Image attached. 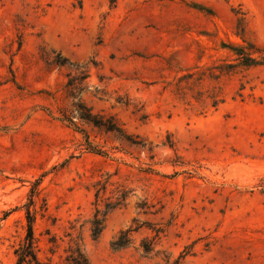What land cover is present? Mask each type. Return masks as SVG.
<instances>
[{
	"label": "rangeland",
	"instance_id": "374dc122",
	"mask_svg": "<svg viewBox=\"0 0 264 264\" xmlns=\"http://www.w3.org/2000/svg\"><path fill=\"white\" fill-rule=\"evenodd\" d=\"M243 37L264 46V0H0V264L17 262L32 192L41 264L75 242L91 264H157L149 228L173 259L191 246L183 264H264V67L233 72L225 47ZM79 99L124 132L78 122L101 155L59 119Z\"/></svg>",
	"mask_w": 264,
	"mask_h": 264
},
{
	"label": "trees",
	"instance_id": "16d2710c",
	"mask_svg": "<svg viewBox=\"0 0 264 264\" xmlns=\"http://www.w3.org/2000/svg\"><path fill=\"white\" fill-rule=\"evenodd\" d=\"M198 9L203 6H195ZM227 47L236 57V64L231 66L232 71H236L239 68L241 69H250L255 67H264V46H259L255 42L248 40L246 37H243V44L241 45H231ZM58 59L55 61V64L60 67H65L68 63L71 66L76 67L77 69H82L83 81H86L90 77V73L87 66H77L72 64L67 59L62 58L61 55H58ZM79 84L74 81L73 78H69V82L66 84V92L70 93L72 99H78L77 95L74 92H77V87ZM83 91V89H82ZM80 91V92H82ZM214 107H217L219 103H222L223 100L218 97H214ZM60 111V120L66 122L68 125L74 127L77 131L84 134L88 150L92 153L101 155L103 152L98 150L93 146L88 134L81 129L78 122H83L87 124H92L97 128L104 129L110 133H117L119 135H124L122 128L115 122L113 117L95 114L82 99H79L77 102L73 103V109L70 112L66 110ZM52 113V112H50ZM35 192L31 193L30 202L26 205V219H27V234L25 237V242L20 248L15 252L17 257L16 264H41L40 259L35 251V235H34V224L36 221V215L34 214L32 207L35 205ZM100 190L97 191L96 197L97 202L100 199ZM98 205V204H97ZM120 202H116L107 206L106 210L100 209L98 206L95 209L94 216L90 221L91 225V236L93 240H98L104 230L106 229V222L108 215L114 211ZM140 209L145 210V214L150 213L147 211L149 207L146 204L139 206ZM146 224L140 225L137 221H134V224L121 231L120 234L112 241L111 247L114 251H121L131 247L133 244V235L140 232ZM146 227H150L147 224ZM154 233L155 236L153 239L145 238L142 240L140 249L142 251V257L146 260H152L154 257H161V261L157 264H183L185 259L189 256H193L191 251V246L187 247L177 259H173L172 256L166 251L156 250L158 241L161 239V236L166 232L165 228H149ZM66 264H91L82 245L75 242L73 245H70L67 251V257L65 259Z\"/></svg>",
	"mask_w": 264,
	"mask_h": 264
}]
</instances>
